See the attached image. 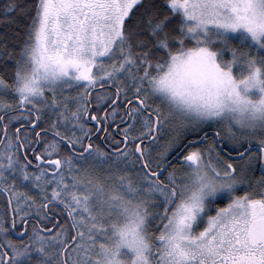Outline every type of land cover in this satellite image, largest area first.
Masks as SVG:
<instances>
[{"label": "snow or ice", "instance_id": "6c2138e0", "mask_svg": "<svg viewBox=\"0 0 264 264\" xmlns=\"http://www.w3.org/2000/svg\"><path fill=\"white\" fill-rule=\"evenodd\" d=\"M0 16V264H264V0Z\"/></svg>", "mask_w": 264, "mask_h": 264}, {"label": "trees", "instance_id": "16d2710c", "mask_svg": "<svg viewBox=\"0 0 264 264\" xmlns=\"http://www.w3.org/2000/svg\"><path fill=\"white\" fill-rule=\"evenodd\" d=\"M5 3H8V0H0V10H2L3 5ZM0 19H3V17L0 16ZM6 30H8V29H6V27L2 23H0V33L4 32Z\"/></svg>", "mask_w": 264, "mask_h": 264}]
</instances>
